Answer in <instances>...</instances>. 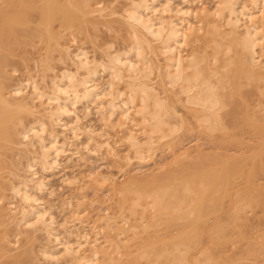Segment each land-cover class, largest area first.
Listing matches in <instances>:
<instances>
[{
  "label": "bare ground",
  "instance_id": "obj_1",
  "mask_svg": "<svg viewBox=\"0 0 264 264\" xmlns=\"http://www.w3.org/2000/svg\"><path fill=\"white\" fill-rule=\"evenodd\" d=\"M181 1L187 7L176 0H0V264H137L129 249L138 238L144 249L140 259L150 263H227V257L218 258L205 248L200 258L189 259L192 245H199L203 234L219 247L229 241L222 203L230 195L219 174L208 172L207 184L198 187L192 181L194 186L187 183L181 192L172 186L137 190L138 175L123 185L109 174L101 177L97 181H110L119 196V214L130 208L135 216L148 209L152 221L144 225L141 216L139 227L138 214L134 218L139 220L127 227L129 219L123 218L125 226L124 221L115 222L122 214L114 221L112 213L101 214V224L95 232L92 228L93 239L86 232L91 224L87 227L89 221L81 218L84 200L79 198L75 206L63 203L72 213L64 219L63 234L54 208H46L41 199L50 190L41 171L59 167L67 153L83 159L79 146L89 152L103 147L107 151L106 146L119 157V144L115 149L102 141L105 133L113 134V127L123 130L127 151L134 150L144 164L150 159L146 152L184 130L191 119L207 130L225 127V117L233 112L226 111L234 104L228 102L233 84L244 89L250 87L242 80L256 83L259 92L247 91L254 100L250 111L255 114L263 105L264 0H217L212 8L194 7L199 0ZM19 69L29 74L14 83L17 72L23 76ZM103 75L107 80L101 82ZM80 106L84 118L95 109L102 127L110 129H102L108 130L103 134L102 127L82 126ZM257 129L264 133V122L257 121ZM124 153L132 159L131 153ZM263 190L256 186L257 196L246 197L247 205L259 202ZM191 207V227L163 242L169 236L156 228L162 217L171 222ZM88 212L84 209L85 216ZM211 212L217 222L201 227ZM233 218L242 237L246 228L251 233L248 246L264 254L262 230L240 227L245 222L241 212ZM158 245L164 248L156 249Z\"/></svg>",
  "mask_w": 264,
  "mask_h": 264
},
{
  "label": "rangeland",
  "instance_id": "obj_2",
  "mask_svg": "<svg viewBox=\"0 0 264 264\" xmlns=\"http://www.w3.org/2000/svg\"><path fill=\"white\" fill-rule=\"evenodd\" d=\"M180 1L181 0H176L177 3L179 2L178 5L181 3L180 6H182L183 2ZM176 2L175 5H177ZM214 2L216 3L217 0H199L197 3H195L194 7H201L203 4H205L206 6L212 8L215 6ZM185 6L187 7L185 4L182 7L185 8ZM235 57L237 58L236 55ZM19 70H21L23 76L17 72L14 77H18L15 78V81L13 79L14 83H17V79L19 82L29 74L23 69ZM234 75L235 74H233V76ZM236 77L238 78L237 71ZM102 80H107L106 75L99 77V81L104 82ZM246 81L247 83H244ZM240 83L245 84L247 87L249 84L250 88L242 89L240 87L242 85L238 83L233 84V86L228 90L230 94H234L233 98L228 99V102L234 104L230 105L228 110H226L233 112L225 117V127H218L215 130H207L205 128H199V124H197L194 119H191L184 130L170 134L169 137L164 141H158L150 153L146 152L150 159L147 160L148 162H144V164L141 160H138L139 157L137 154H135L134 150L131 149V151H127V149L130 150V147L129 145H126L128 143L125 144L126 140L122 138V134H124L122 129L119 130L118 127H113L111 129L104 128V126L102 127V124L104 123H101V116L95 112V109H93L91 115H89L87 118H84V106H80L79 114L82 117V126L84 124H88L93 128L95 127L97 130L102 127L100 130L103 132V134L108 130L102 131V129H110L111 132L112 130L117 129V132L114 130L113 134H110L113 137L108 135L109 133H105L106 136H108V139L105 136V139L102 140L104 136L103 134L102 138L99 139L111 143L115 149L117 148V144H119L120 146L118 145L116 151L120 156L115 157L114 154L111 155V151L106 146L105 148L107 151L105 149L103 150V147L98 150L96 149V152H89L88 149H85L83 146H79L83 159H81V157L79 159V157L77 158V156L69 155V153H67L68 158L65 154L59 167L46 173L41 171V176L46 177L50 188L49 191L41 195V199L44 200L43 202H45L46 208L48 207L50 210L52 207L54 208L52 213H55L54 216L56 215L57 217H55L58 218V220H56L60 222H57L58 225L60 224V227H58L59 231L61 233L63 232L64 234V230L61 229L62 224H64V219L69 218L70 214H72L69 211L71 210L69 206L66 207L67 205H65V201H68L67 203L70 202L73 204V206L76 205H74V203H80L77 202L79 201V198H81L80 201H85L84 203H81V209L84 208L85 212L87 213L88 208L89 212L88 215L85 216L86 213L84 214V209H80L81 212L83 211L82 215L84 216L81 218H83L84 223L89 221L87 223L88 225L86 224L87 227H89L91 224L89 228L86 227L88 230L86 228L85 229L86 232L90 234L92 239L93 236L95 237V227H97L98 224H101L100 221L99 223L97 222L99 216L112 213V216H110L113 220L116 218V216L119 217L123 213L121 212V214H119L121 211L118 206L119 196H117L115 191L112 190V183L108 181L103 184L97 181L101 177H109L108 174L114 179L115 182H118L119 185L129 184V181L134 178L133 176L138 175V182L136 185H134L135 189L137 190L140 188L144 189V191L152 192L160 188L172 186L178 192H181L184 189V185L187 183H190L194 186L192 181H196L198 187L207 184L208 181L205 176L208 172H213L221 176V186L223 189H227L230 195L222 203V210L224 212L223 218L225 219L224 223L222 224L226 228L224 233L229 236V241L227 244L219 247L218 245H215L213 241H211L209 234H203L199 245H195V247L192 245L189 259L192 260L193 258L195 260V256L200 258V251L205 248L207 251L209 249V252L218 258H220L221 254L224 255V257H227L228 261L226 264H264V254L260 251H256L257 248L254 249L248 246L251 233L246 228L244 229L247 231V234H245L246 238L242 237L240 235L239 229H236L239 225V222L233 218L237 212H241L245 218V222H242L240 227H249V230L261 229L262 233H264V190L261 195V202L257 200L259 202L255 201L253 205H247L246 199V197L250 198L251 196H257V192L255 191L256 186L264 189V149L260 148L261 144L264 145V133H261L260 130L257 129V121H260L261 123L264 122V96H261L263 105L256 107V113L254 114L253 111H250L251 103L254 100H249L247 91L254 90L259 92L257 85L256 83L254 84V82L248 80H242ZM261 89H264V86L263 88L261 87ZM255 98L259 99V95L255 96L254 99ZM259 118L263 120H259ZM118 130L119 134L116 135ZM120 131L122 132L121 136ZM115 135L117 137H115ZM109 136L111 137V142L109 141ZM141 136L143 135L140 134V137ZM85 138L86 136H83V140H85ZM111 139L116 141L114 142ZM118 141L122 142V144ZM123 144L125 146H123ZM123 152L131 153L132 157L130 155L129 158L133 159H131L132 162L131 160H128L129 154H123ZM121 156L124 157L122 160ZM22 175H24V173H22ZM228 176L231 179V183H228ZM67 178H70V180L74 182L71 184V182L64 181ZM95 182L96 184H94ZM96 185H99L100 188H102L100 189ZM82 205L85 207H82ZM65 207L69 208V210ZM192 209V207L190 209L185 208L183 214L176 216L171 222L166 221L169 217H162L161 222L158 223L156 228L161 231L162 236H169L162 239L163 242L172 239V235H178L181 228L191 227L193 215H191L189 212ZM116 210L120 211L118 212ZM114 212H117L118 214L115 215ZM124 212V215H121L123 217L120 216L121 218L119 217L118 220H115V222L119 221L120 225L123 224V218L129 219L126 220V222L130 221V225L127 223V227H130L132 225L131 222L134 223L135 220H139V218L140 221L138 222L140 223L137 224L139 227H142L143 225L141 224V216H144L143 220H145H142L143 223L145 222L144 225H146L148 221H152V211L148 209L146 211L140 209L138 212L140 215L137 214L138 217L140 216L139 218H134L137 215H132L130 208L126 209ZM105 217L107 216L105 215ZM95 222H97V225ZM216 222L217 215L211 212L207 215L206 220H204L200 226L207 227L210 225L209 227H212ZM104 224L105 223L103 222L102 226L106 227ZM123 226H125V221ZM90 228L91 230L93 228L94 232L93 230H89ZM130 233L131 232L128 234ZM148 235L149 232H147V234L143 232V236ZM101 237L104 240L103 237L105 236ZM131 243L133 244H131L129 254L130 257L138 260L137 264H163V262L155 259L153 263H150L146 257L140 259V257L142 258L144 256V249H141L142 244L139 243V238L136 241H132ZM21 245L22 243H19L17 248H20ZM162 248H164V245H158L156 247V249ZM183 249H185V247H183ZM139 260L141 261L139 262ZM42 262L43 264L46 263L45 261H41V264Z\"/></svg>",
  "mask_w": 264,
  "mask_h": 264
}]
</instances>
